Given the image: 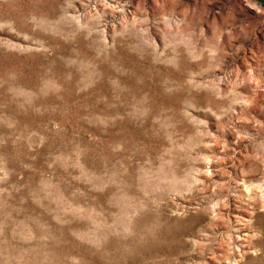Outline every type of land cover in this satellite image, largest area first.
Returning <instances> with one entry per match:
<instances>
[{
	"label": "rangeland",
	"instance_id": "rangeland-1",
	"mask_svg": "<svg viewBox=\"0 0 264 264\" xmlns=\"http://www.w3.org/2000/svg\"><path fill=\"white\" fill-rule=\"evenodd\" d=\"M264 264L259 0H0V264Z\"/></svg>",
	"mask_w": 264,
	"mask_h": 264
},
{
	"label": "water",
	"instance_id": "water-1",
	"mask_svg": "<svg viewBox=\"0 0 264 264\" xmlns=\"http://www.w3.org/2000/svg\"><path fill=\"white\" fill-rule=\"evenodd\" d=\"M264 5V0H259Z\"/></svg>",
	"mask_w": 264,
	"mask_h": 264
},
{
	"label": "bare ground",
	"instance_id": "bare-ground-1",
	"mask_svg": "<svg viewBox=\"0 0 264 264\" xmlns=\"http://www.w3.org/2000/svg\"><path fill=\"white\" fill-rule=\"evenodd\" d=\"M249 264V263H248Z\"/></svg>",
	"mask_w": 264,
	"mask_h": 264
}]
</instances>
